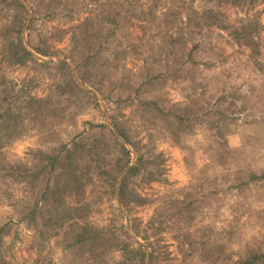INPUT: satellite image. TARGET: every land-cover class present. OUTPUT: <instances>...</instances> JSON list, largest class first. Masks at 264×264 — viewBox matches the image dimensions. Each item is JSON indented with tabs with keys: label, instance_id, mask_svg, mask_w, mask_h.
Masks as SVG:
<instances>
[{
	"label": "rangeland",
	"instance_id": "374dc122",
	"mask_svg": "<svg viewBox=\"0 0 264 264\" xmlns=\"http://www.w3.org/2000/svg\"><path fill=\"white\" fill-rule=\"evenodd\" d=\"M154 3L0 0V264H264V0Z\"/></svg>",
	"mask_w": 264,
	"mask_h": 264
},
{
	"label": "trees",
	"instance_id": "16d2710c",
	"mask_svg": "<svg viewBox=\"0 0 264 264\" xmlns=\"http://www.w3.org/2000/svg\"><path fill=\"white\" fill-rule=\"evenodd\" d=\"M193 1L194 0H175V2H176V4H174V7L176 9L175 11L177 14L180 15L179 16L180 21L183 22L184 24L182 23L183 24L182 25V31L179 34L174 35L175 32H172V35H171L172 41L180 43L181 45H184L186 42H188V40H194L195 44L193 45V48L191 49V51H193L194 48L198 47L202 41H205L206 38L203 35H202V39L196 38V36L195 37L194 36H192V37L187 36V29H189V26L190 27L191 26H200L199 29L202 30L203 27H207V28H213V26L219 27L224 23V20H223L224 15L222 12H220L219 10H216L215 8L214 9L209 8V9H206L204 11H199L198 9H194L192 7ZM216 1L220 5L224 2L235 3L237 0H216ZM155 6H156V3H154V0H153V4H151L148 11L153 12V8ZM169 8L171 9V6H169ZM189 9H190V11H189ZM183 10L190 12V13L189 14H182ZM148 11L147 10L141 11V13H148ZM138 14L141 15L139 12H138ZM152 14H154V13H152ZM190 32H195V31L193 29H191ZM64 149L62 150V152L66 151L69 153L68 155H66V158L69 159V161L67 159L65 160V162L63 161V158L61 157L62 156L61 151L58 152L57 154H55L54 156H52V162H53L52 166L60 165L61 170L53 175L54 176L53 179H55L54 184L48 185V188H47L45 195H44V197L47 199H51V198L55 197V194H59L61 192V190H62V188L60 186L61 179L67 178V179L72 180L73 183L79 181L77 168H74L71 171L67 170L69 168V166L70 167L75 166L73 161L76 160L75 154H76L77 150L75 148L68 149L66 147H64ZM70 157H72V158L70 159ZM54 169L55 168L53 167V170ZM64 174H67V175H64ZM52 201H56V200H52Z\"/></svg>",
	"mask_w": 264,
	"mask_h": 264
}]
</instances>
